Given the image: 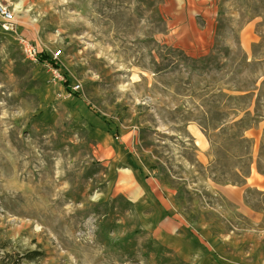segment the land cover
<instances>
[{
	"label": "rangeland",
	"instance_id": "rangeland-1",
	"mask_svg": "<svg viewBox=\"0 0 264 264\" xmlns=\"http://www.w3.org/2000/svg\"><path fill=\"white\" fill-rule=\"evenodd\" d=\"M0 2L13 13L0 17L7 253L264 264V193L222 191L264 175V0Z\"/></svg>",
	"mask_w": 264,
	"mask_h": 264
},
{
	"label": "trees",
	"instance_id": "trees-1",
	"mask_svg": "<svg viewBox=\"0 0 264 264\" xmlns=\"http://www.w3.org/2000/svg\"><path fill=\"white\" fill-rule=\"evenodd\" d=\"M37 61L40 64L51 66L52 68L57 69L61 74H63V76L66 79L64 82V86L68 87V80H67L66 74L65 72H63L61 65L57 61L41 53L38 54ZM74 95H77V94H74ZM38 256H40L39 252H28L25 256H22L19 258H13L12 255L7 253L5 246L2 245L0 242V264H37L35 262V259Z\"/></svg>",
	"mask_w": 264,
	"mask_h": 264
},
{
	"label": "crops",
	"instance_id": "crops-1",
	"mask_svg": "<svg viewBox=\"0 0 264 264\" xmlns=\"http://www.w3.org/2000/svg\"><path fill=\"white\" fill-rule=\"evenodd\" d=\"M177 1L181 3V0H177ZM107 139L109 138L107 137ZM247 188L254 189L261 193H264V175L259 174V173H253L252 175L248 177V181L244 187L226 186V187H223L222 191L225 192L227 197H230L233 200H236V199L240 200L242 199V197L244 198V193Z\"/></svg>",
	"mask_w": 264,
	"mask_h": 264
},
{
	"label": "built area",
	"instance_id": "built-area-1",
	"mask_svg": "<svg viewBox=\"0 0 264 264\" xmlns=\"http://www.w3.org/2000/svg\"><path fill=\"white\" fill-rule=\"evenodd\" d=\"M0 17L7 21L9 20L11 21L13 19V13L9 10L7 6L3 5L1 2H0ZM20 44L22 46L25 57L31 61L38 63L37 57L39 52L37 51V49L26 40H20ZM52 74L55 79L57 80L62 79L61 74L57 69L52 70Z\"/></svg>",
	"mask_w": 264,
	"mask_h": 264
},
{
	"label": "bare ground",
	"instance_id": "bare-ground-1",
	"mask_svg": "<svg viewBox=\"0 0 264 264\" xmlns=\"http://www.w3.org/2000/svg\"><path fill=\"white\" fill-rule=\"evenodd\" d=\"M135 195H136V193H134ZM149 201L147 200V198L145 197L144 199H142L140 202H138V208L140 209V211L141 210H143V209H146V208H148V206H149ZM146 225V227H148V228H152L153 227V225L152 224H145ZM202 257V254L201 253H197L195 256H193V258L194 259H199V258H201Z\"/></svg>",
	"mask_w": 264,
	"mask_h": 264
}]
</instances>
